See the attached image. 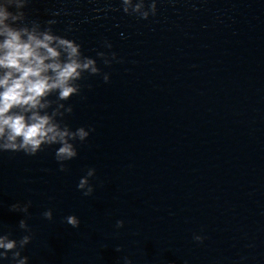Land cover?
Returning a JSON list of instances; mask_svg holds the SVG:
<instances>
[{"label": "water", "instance_id": "obj_1", "mask_svg": "<svg viewBox=\"0 0 264 264\" xmlns=\"http://www.w3.org/2000/svg\"><path fill=\"white\" fill-rule=\"evenodd\" d=\"M0 264H264V0H0Z\"/></svg>", "mask_w": 264, "mask_h": 264}]
</instances>
